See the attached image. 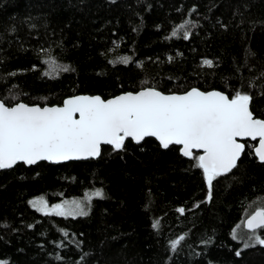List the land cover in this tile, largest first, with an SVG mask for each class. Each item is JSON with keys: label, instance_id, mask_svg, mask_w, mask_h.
Returning a JSON list of instances; mask_svg holds the SVG:
<instances>
[{"label": "trees", "instance_id": "16d2710c", "mask_svg": "<svg viewBox=\"0 0 264 264\" xmlns=\"http://www.w3.org/2000/svg\"><path fill=\"white\" fill-rule=\"evenodd\" d=\"M145 87L247 93L264 119V0H0L6 105ZM245 145L211 188L198 152L152 137L103 146L96 159L0 169V264H264V245L233 236L264 209V161L256 141ZM96 190L86 215L30 205Z\"/></svg>", "mask_w": 264, "mask_h": 264}, {"label": "snow or ice", "instance_id": "6c2138e0", "mask_svg": "<svg viewBox=\"0 0 264 264\" xmlns=\"http://www.w3.org/2000/svg\"><path fill=\"white\" fill-rule=\"evenodd\" d=\"M172 34L175 36L177 29ZM187 37L186 32L184 38ZM205 63L212 65V61ZM250 100L247 93L237 92L229 98L220 92L204 93L195 88L182 95H166L149 88L107 101L99 96H80L67 99L62 107L43 109L23 103L8 107L0 99V169L12 168L18 161L35 164L39 160L96 157L102 143L121 149L127 137L137 142L157 137L165 149L183 145L184 156H192V149H203L198 166L207 174L211 188L215 177L237 166L245 148L237 137H260L256 154L264 161V120L253 117ZM94 194L103 196L102 190ZM33 206L43 209L46 204L37 200ZM76 207L75 213L65 212L62 205H56L55 211L58 215L87 214L79 204ZM247 227L253 232L264 229V210L248 219ZM255 242L264 245V238L256 236ZM178 243L173 242V249ZM245 247L249 245L245 243Z\"/></svg>", "mask_w": 264, "mask_h": 264}, {"label": "water", "instance_id": "95a60500", "mask_svg": "<svg viewBox=\"0 0 264 264\" xmlns=\"http://www.w3.org/2000/svg\"><path fill=\"white\" fill-rule=\"evenodd\" d=\"M149 88H154V87H145V88L139 89L138 91H135V92L128 91V92L120 93V94H118V95H116V96H112V97H109V98H107V99L103 98L101 95H98V94H93V95H91V94H75V95L67 96V97L63 100V102H62L61 104H54V105H39V104H28V103H25V102H18V103H15L14 105H11V106L6 105V106H8V107H12V106H15V105H17V104L23 103V104L28 105V106H30V107L38 106V107H40L41 109H43V108H45V107H49V108H51V107H62V106L64 105V102H65L67 99H70V98H73V97H80V96L96 97V96H99V97H101L103 100L107 101V100H109V99H113V98H115V97H118V96L123 95V94H126V93H133V94H135V93H138V92H140V91H142V90H146V89H149ZM193 88H195V89H197V90H199V91H201V92H204V93H210V92H213V91H215V92H220V93H223V94L227 95L229 98H232V97H230L226 92H223V91L218 90V89L202 90V89H199V88H197V87H193ZM193 88H190V89H188V90H186V91H184V92H170V93L163 92V91H161V90H159V89H156V88H154V90L159 91V92H161L162 94H166V95H171V94L182 95V94H184V93H187L188 91H190V90L193 89ZM249 109H250V111L252 112V109H251V100H250V104H249ZM252 113H253V112H252ZM253 117L256 118V119L264 120L263 118L256 117L254 113H253ZM75 118H77V119L79 118V114H78V113L76 114V117H75ZM146 138H148V137H144L142 140H140L139 142H137V141H136L135 139H133L132 137H127V138H125V140H124V144L126 143V141H127L128 139L132 140V141H133L134 143H136V144H139V143H141V142H142L144 139H146ZM152 138L156 139L157 142L162 146L161 142L159 141V139H158L157 137H152ZM260 139H261L260 137H256L255 139H252L251 137H237V142L245 145V141H247V140H250V141H256V145L254 146L253 150H254L255 155H256L257 158L259 159L258 155L256 154V150L259 148V142H260ZM107 145H108V144H103V143L100 145V154H101V151H102V147H103V146H107ZM108 146H112V147L115 148L114 145H108ZM170 146H171V145H169V147H170ZM177 146L180 147V152H181V154L183 155V145H177ZM162 147H163V146H162ZM245 149H246V145H245L244 151H245ZM244 151L241 153L239 159L242 157ZM194 152H198V153H199V156H200V155H204V151H203V149H192V153H194ZM99 156H100V155H99ZM99 156H96V157H91V156H89V157H86V158L73 159V160H61V161H59V162L51 161V160H39V161H37L36 163L41 162V161H45V162H49V163H53V164H59V163H66V162H70V161L87 160V159H90V158H94V159H96V158H98ZM183 156H184V155H183ZM185 157H188V158H189V157H191V156H185ZM239 159L237 160V163H238ZM259 160H260V159H259ZM260 161H261V160H260ZM18 163H24V164L27 165V166L35 165V164H36V163H35V164H27V163H25V162H23V161H18L16 164H18ZM16 164H15V165H16ZM15 165H14V166H15ZM14 166H13V167H14ZM224 174H225V173H224ZM262 210H264V209H263V208H258V209H256L252 214H250L248 217L245 218V220H244V226H245L246 229L251 230V229H249V228L247 227V220L250 219L253 215H255L256 212H258V211H262ZM257 229H259V228H257ZM257 229H256V230H257Z\"/></svg>", "mask_w": 264, "mask_h": 264}, {"label": "rangeland", "instance_id": "374dc122", "mask_svg": "<svg viewBox=\"0 0 264 264\" xmlns=\"http://www.w3.org/2000/svg\"><path fill=\"white\" fill-rule=\"evenodd\" d=\"M94 191H90L89 193L85 194L82 197H72V198H67L63 199L61 201L55 202V203H49L44 197H37L33 198L30 200V205L35 208L37 211L41 213H46L47 214H57L55 211L56 205H62L65 212H77V204H79L80 208L83 209L84 212H88L89 210V204L93 198ZM37 200H43L46 204V207L43 209L41 207H34L33 202ZM67 215V214H66ZM67 216H79L78 214H73V215H67ZM240 226L236 227L233 231V236L240 240L243 243V246H245V243L249 244H258L255 242V237L260 236L258 230H255L253 232L252 230H248L245 228V226H242L240 229Z\"/></svg>", "mask_w": 264, "mask_h": 264}]
</instances>
